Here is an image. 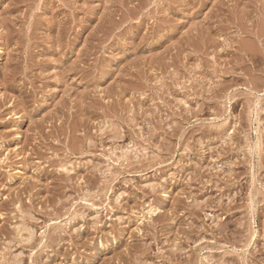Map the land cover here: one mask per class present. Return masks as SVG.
<instances>
[{
    "label": "rangeland",
    "instance_id": "rangeland-1",
    "mask_svg": "<svg viewBox=\"0 0 264 264\" xmlns=\"http://www.w3.org/2000/svg\"><path fill=\"white\" fill-rule=\"evenodd\" d=\"M0 264H264V0H0Z\"/></svg>",
    "mask_w": 264,
    "mask_h": 264
}]
</instances>
